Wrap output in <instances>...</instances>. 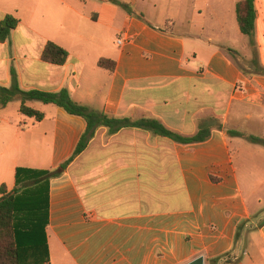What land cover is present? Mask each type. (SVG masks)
Wrapping results in <instances>:
<instances>
[{"label": "crops", "instance_id": "1", "mask_svg": "<svg viewBox=\"0 0 264 264\" xmlns=\"http://www.w3.org/2000/svg\"><path fill=\"white\" fill-rule=\"evenodd\" d=\"M118 1L129 11L113 0H0V22L18 20L0 43V87L10 88L13 70L21 91L65 89L94 112L156 119L189 138L204 127L209 136L183 145L141 129L108 135L98 128L49 181V264H188L199 257L203 264L227 257L236 261L226 264H264V204L249 205L233 163L231 142L247 140L227 135H250L238 126H255V110L264 114V74L251 64L254 50L264 69V0H254L253 47L236 21L241 0H166L162 11L142 7L145 0ZM181 2L188 15L175 33L167 27ZM48 42L68 53L63 65L42 61ZM100 60L113 62V71L99 68ZM13 101L16 114L10 103L0 106V187L7 191L17 168H57L86 129L82 118L52 105L39 111L35 101L26 106L44 118L27 123Z\"/></svg>", "mask_w": 264, "mask_h": 264}, {"label": "trees", "instance_id": "2", "mask_svg": "<svg viewBox=\"0 0 264 264\" xmlns=\"http://www.w3.org/2000/svg\"><path fill=\"white\" fill-rule=\"evenodd\" d=\"M125 11L129 6L121 4ZM235 17L241 35L249 39V45L253 47L252 36L254 33L255 8L254 0H241L235 5ZM18 20L7 15L0 22V43L4 42L15 29ZM252 57L251 64L255 72L264 74L256 59V53ZM232 54V52H231ZM41 59L52 65H63L68 59V53L52 42H48L42 51ZM98 67L109 72L113 71V62L100 60ZM19 99V113L35 122H40L44 115L33 108L26 106L29 101L40 102L44 105H52L60 108L67 114L82 118L86 123V129L79 138L71 156L59 164L55 169L36 171L25 168L15 170V186L11 191L6 187H0V264H49V251L47 245L46 228L48 224V191L49 181L60 177L67 167L86 149L90 140L98 128H105L108 135H113L121 129L135 128L148 131L155 136L167 138L177 144H194L206 141L209 129L199 128L196 135L184 137L163 126L158 120L152 118H120L108 116L89 110L71 99L67 90L57 93H49L38 90L21 91L18 87L16 76L11 70L10 88L0 87V106L5 107L14 99ZM227 135L245 137L256 145L264 147V139L256 136L227 131ZM211 181L217 179L211 177ZM245 222L237 226L235 240L238 232ZM215 264L216 261L209 262Z\"/></svg>", "mask_w": 264, "mask_h": 264}, {"label": "rangeland", "instance_id": "3", "mask_svg": "<svg viewBox=\"0 0 264 264\" xmlns=\"http://www.w3.org/2000/svg\"><path fill=\"white\" fill-rule=\"evenodd\" d=\"M112 3L114 6H118L120 9L124 10L121 6H119L122 4L121 1L113 0ZM151 3L156 5V11H158V9L162 11L166 8V0H152V2H147L145 0L144 3L141 2V5L142 7L144 6L151 9ZM173 11L174 13L172 17L176 20V22L175 24H169L167 30L175 33L181 32L182 21L188 15L186 4L181 2V4H178ZM151 20L154 21L153 18H151ZM253 55L254 54L251 52V57H253ZM43 106L44 105L42 103L35 101L34 106L32 107L41 111ZM8 111L9 113L16 114V101L10 102ZM254 116L256 122L255 126L247 128V125L242 124L238 126V129L247 131L250 135L254 136L264 135V114L259 110H255ZM24 120L28 123L30 119L24 118ZM24 127L25 126H23V128ZM228 127L229 129L233 128V126ZM231 147L233 150V163L249 205L255 208L258 199L262 200V204H264V147L250 144V142L247 141H242L240 146H237L235 141H232Z\"/></svg>", "mask_w": 264, "mask_h": 264}, {"label": "built area", "instance_id": "4", "mask_svg": "<svg viewBox=\"0 0 264 264\" xmlns=\"http://www.w3.org/2000/svg\"><path fill=\"white\" fill-rule=\"evenodd\" d=\"M119 44H120V42H118ZM235 92H240V89L239 88H235V90H234ZM236 261V258H229V257H227V258H224L223 260H222V262H221V264H226L227 262L228 263H234Z\"/></svg>", "mask_w": 264, "mask_h": 264}, {"label": "water", "instance_id": "5", "mask_svg": "<svg viewBox=\"0 0 264 264\" xmlns=\"http://www.w3.org/2000/svg\"><path fill=\"white\" fill-rule=\"evenodd\" d=\"M188 264H203V258L199 257Z\"/></svg>", "mask_w": 264, "mask_h": 264}]
</instances>
